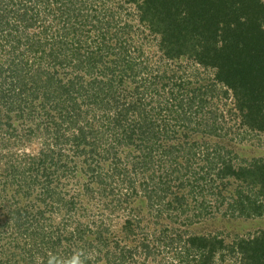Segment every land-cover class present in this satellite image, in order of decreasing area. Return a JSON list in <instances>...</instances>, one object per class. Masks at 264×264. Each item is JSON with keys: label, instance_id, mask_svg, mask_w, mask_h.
Segmentation results:
<instances>
[{"label": "trees", "instance_id": "1", "mask_svg": "<svg viewBox=\"0 0 264 264\" xmlns=\"http://www.w3.org/2000/svg\"><path fill=\"white\" fill-rule=\"evenodd\" d=\"M110 1L0 0V127L3 130L10 134L21 133L23 123L16 122L25 119L28 130L23 136L27 139L32 138L36 131L39 137H49L55 135L54 132L61 137L62 128L55 131L54 126H64L68 122L78 128L82 119L89 116L85 107L102 108L108 123L115 124V132L118 133L120 128L125 132L122 139L141 142L132 143L146 154L140 160L144 165L140 168L152 163L158 166L163 162L152 155L157 150L171 157L169 162L177 160L178 155L188 157L192 148L189 138L194 137L192 134L195 131H203L201 126L206 104H211L213 99L227 98L231 92L235 99L233 113L241 118L242 125H249L259 133L264 132V0H120L134 8L128 11V17H138L139 26L132 22L126 24L125 19L121 26L125 30L124 35L128 32L132 35L117 39L116 46L109 42L107 31L112 27L115 15L109 6ZM104 28L106 31L101 30ZM97 29L101 31L95 32ZM146 30L148 34L150 31L160 36V50L170 61L185 58L193 64L192 69L191 66L186 69L188 73H178L177 69L172 76L165 75L169 82L163 89L159 88V79L149 81L150 78L146 79L140 70H135L134 62L137 61L131 49L135 53L137 48H144L143 43L138 46H133V43L135 38L146 42ZM202 69L216 70L215 80L209 77L212 78L211 83H204ZM186 76L195 79L194 87ZM129 83L136 84V88L129 90ZM168 86L172 90L166 89ZM160 93L164 95L162 101ZM209 109L211 112L212 107ZM52 110L67 112L59 115L60 122H57L58 118L54 117ZM38 111L42 115L32 127V114H38ZM172 114L176 122L171 128ZM217 114L214 115L218 118ZM130 118L133 122L128 124ZM36 119L35 116L34 123ZM88 119L80 129L75 128L76 131L66 140L70 143H93L95 131L92 126L98 123L97 116ZM178 131L182 132L179 138ZM45 143H50V139H46ZM195 146L200 150L193 148L196 149L194 154L201 153L194 157L202 165L199 170L191 169L190 173L202 176L199 177L203 182L201 190L188 189V193L183 192L182 195L162 188L145 195L148 206L152 207V202H157L156 206L165 204L159 208L161 211L156 213L157 217L166 215L171 220V224L162 227L158 232L160 235H157L160 243L170 238L171 244L167 242L168 248L164 250L169 249L171 253L163 249L158 252L166 253L165 258L167 254H174L172 261L177 264H230L228 258L233 259L232 264H264V230L254 238L237 239L220 233L194 232L192 221L207 219L215 214L207 199L198 202L197 212L188 211L190 203L187 204L189 199H186L187 196L198 200L197 193L208 188L210 196L217 198L216 203L220 207L223 204L220 200L222 189L226 181L234 177L241 180L236 185V193L241 199L236 203L243 207V212L249 210L247 214L250 217L264 215V158L255 159L249 166L236 168L231 160L223 156L220 158V154L218 157L219 152L209 143L195 142ZM110 149L99 153V157L107 155L106 159L112 158L114 155ZM148 154L152 155L149 162L145 159ZM216 158L219 160L216 161ZM10 175H14L13 178L17 176L15 172ZM51 181L44 183L48 197L41 198L45 207L38 209L39 213L34 218L31 209L20 213L17 219L14 216L10 218L20 232L15 236L20 239L18 259L28 255L32 258L30 264H48L50 255L67 260L72 256L68 253L71 245L83 243L82 248L86 250V255H81L83 264H95L96 261L87 255L89 250L86 247L91 229L64 224H58L53 229L52 221L46 217L48 201L52 197L49 195L51 188L56 191L50 193L60 201L64 200L62 193L51 187ZM8 182L15 184L13 180L5 181L6 184ZM127 184L130 189L134 186L133 180L127 181ZM181 185L186 184L180 182L179 187ZM248 186H252V191L245 195L243 191ZM22 187L15 188V195L22 194ZM189 187L195 188L191 182ZM35 202L30 204L34 206ZM28 215L32 218H25ZM182 217L184 220H181ZM137 226L139 223L128 218L122 232L129 236ZM6 233H0V236L7 237ZM25 233L32 240L22 237ZM95 240L98 241V249L109 253L108 264H126L134 254L117 247L116 251L112 250L108 239L100 231L98 235L95 232ZM94 245V242L91 243L90 248ZM116 246L119 247L118 244ZM141 250L148 257L154 249L145 244ZM13 259H8L7 264L18 262L17 259L12 263Z\"/></svg>", "mask_w": 264, "mask_h": 264}, {"label": "rangeland", "instance_id": "2", "mask_svg": "<svg viewBox=\"0 0 264 264\" xmlns=\"http://www.w3.org/2000/svg\"><path fill=\"white\" fill-rule=\"evenodd\" d=\"M123 5L127 6L124 7ZM128 5L129 3H126V1L120 2V0H111L109 3V6L115 11L113 13L115 15L113 17L114 22L111 24L112 27L107 30L109 31V42L113 46L117 45V39H120V37L132 35L129 32V35H124L125 30L121 26H123L125 19L127 21L126 24L132 22L138 25L139 23L138 17V19L134 16L128 17V11L131 8L134 9ZM101 30H105V28ZM101 30L97 29L95 32H100ZM146 38V42L137 38L134 40L133 46L144 44V48H137L135 53L133 48L131 49L134 54V60L137 61L134 62L136 63L135 70H140L146 79L150 78L149 81H153L154 78L159 79V88L163 89V86L169 82L165 75L172 76L177 73L174 72L177 69L178 73H188L186 69L189 66L192 69L193 64L188 59L181 58L177 61H170V58L163 55L160 50V36L153 35L150 31L148 34L146 30ZM214 71L216 72V70L204 71L202 69V72H204L202 76L205 79L204 83H211L210 79L214 78ZM187 77L189 81H192V87H194L196 85L195 79L189 76L185 78ZM129 85V90L136 88V84L129 83ZM166 89L172 90L170 86ZM160 94L161 97L159 98L162 101L164 95L163 93ZM229 94L231 95L227 98L213 99L211 104L209 102L210 105L206 104L203 112L204 123L201 126L203 131L199 129L192 134L194 137L189 138L188 141L192 143V148H190L191 153H189L188 157L178 155L177 160L169 162L171 157H167L161 150H157L152 155L163 163H159L158 166L154 163L148 164L145 168H140L144 166L141 165L140 160H143L146 154H144V151L142 153L135 144H132L141 142L139 140L126 142L122 139L125 132H122V128H116L118 133L115 132V124L108 123V120L103 116L105 110L102 108L85 107L89 111L87 114L89 115L88 118L97 116L98 123L95 122L92 126L95 131L93 143H70L69 140H66L77 128L68 122L64 126H54L55 131H57L56 128H62L61 137L56 136L55 132V135H50L49 137H39L37 136L38 131H36L32 134V138L27 139L23 136L28 130V121L25 119H18L16 122L24 125H22L21 133L10 134L7 130H3L0 127V233L7 232V237L0 236V264H7L8 259H13L16 256L12 260V263H14L18 259L17 256L21 253V249L18 246L20 239L15 238L20 232H17L18 229L15 226V222L13 219L10 220V218L14 216V219H17L20 217V213H25V211L27 212L30 209L33 211L32 216L34 218L39 213L38 209L45 207L41 198L48 197L46 194L47 190L44 188V183L48 180H52L51 187H56L58 192L62 193L61 196H63L64 200L60 201L53 193H50L56 191L55 188H51L49 195H52V197L50 202L48 201L50 204L48 205V210H46V217L50 219V222L52 221L53 229H56L59 226L58 224L91 229V232L88 233L91 238L86 247L89 250L87 255L94 262L96 261L95 264H108L109 254L97 248L96 231L97 235L100 231L102 236L108 239L112 250L117 247L134 252L126 264H177L178 262L175 260V263L172 261L174 254H167L168 256L166 255L167 257L165 258L166 253L161 254L158 252V250L162 252L165 247L168 248L167 242L171 244L170 238H166L163 243L157 240V235H160L158 233L160 229L162 227L166 228L167 225L171 224L170 217H166V215L157 217L156 215V213L158 214L161 211L159 208H163L165 204L160 203L156 206L157 202H152V207L151 205L148 206L149 203H147L145 198L146 193L165 188L169 190L168 192L176 191L183 195V192L188 193V189H193V191L197 192L203 188V182L199 180V177L202 176L199 174L191 175L190 173L191 169L199 170L202 165V162L197 161L196 157H194L197 153H201L199 151L194 154L196 149L193 150V148L197 147L200 150L198 146L193 147L195 142L209 143L211 147L219 152L218 157L220 154V158L223 156L231 160V163L236 168L249 166L255 159L264 158V132L259 133L256 130H252L249 125H242L241 118H238L237 114L233 113L235 104L233 93L230 92ZM121 99L123 100L124 97ZM147 101H150L149 97H147ZM211 107L212 113L209 109ZM172 108L176 111L175 106H172ZM147 109H150V106H147ZM47 110H50V107H47ZM44 112L45 110H43ZM66 112L64 110L58 113L52 110L54 117L58 118L57 122H60L59 115ZM41 113L38 111V114H32V127L36 126L42 115ZM216 113H218V118L214 115ZM109 115H114V113H109ZM173 115H171L172 119H170L171 128L174 127L176 122V118L173 119L175 117ZM35 116L37 119L34 123ZM88 118L82 119L77 129H80L84 121L89 120ZM131 122H133L132 118H130L128 124ZM108 124L109 130L107 129ZM180 131L182 130L180 129ZM176 134L179 138L182 132L178 131ZM57 138L60 141H56L58 140ZM46 139H50V143H45ZM89 141L91 142V140ZM94 143L96 144L93 145ZM107 148H111L110 150L114 156L110 159H106L107 155H105V158L99 157V153H102ZM147 152L150 151L147 150ZM152 155L148 154L145 159L149 162ZM190 157L192 158L190 159ZM218 160L219 158H216V161ZM213 169L216 170L215 167ZM14 172L17 176L13 178L14 175L10 174H14ZM196 177H198L197 180ZM7 179L9 181L13 180L15 184L11 182L6 184L5 181ZM130 180L134 182L132 189L127 184V181ZM180 182L187 186L181 185L179 187ZM190 182L195 188L189 187ZM240 183L241 180L234 177L226 181L220 198L223 204L220 207L217 206V198L213 195L210 196L208 188L202 190V193H197L198 200L186 196V199H189L187 204L190 203L187 207L188 211L197 212L198 202L202 199H207L212 204H210L211 209L215 214L207 219L202 220L201 218L192 221V230L194 232L220 233L227 238L237 239L240 237L254 238L264 230V215L250 217L247 214L250 211L244 210L243 212V207L236 203L237 200L241 199L240 194L236 193V185ZM22 185V194L15 195V188ZM185 187L188 188L184 189ZM248 187L243 191V194L248 195L249 191H252V186ZM212 199L215 200L211 201ZM246 199L247 197L245 196V202H247ZM34 200L36 202L33 206L30 202ZM220 203L221 201H219ZM148 209H152V211L149 210L148 212ZM28 217L30 216H25V218ZM128 218L135 223H139V226L132 233H129V236L126 232H122L125 220ZM45 219H42V221ZM181 220H184V217ZM25 236L27 237L25 238L26 240H32L29 234L25 233L22 237ZM93 242L95 245L90 248V244ZM145 244H149L154 249L153 253L148 257L141 250ZM82 245L84 244H72L68 253L72 255L76 252L85 254L86 250L82 248ZM164 251L171 253L169 249ZM66 255L68 254L66 253ZM31 259L27 255V258L18 259L16 264H30ZM184 259L187 258L185 257ZM227 262L232 264L233 259L231 261V258H228ZM181 264L191 263L182 262Z\"/></svg>", "mask_w": 264, "mask_h": 264}, {"label": "clouds", "instance_id": "3", "mask_svg": "<svg viewBox=\"0 0 264 264\" xmlns=\"http://www.w3.org/2000/svg\"><path fill=\"white\" fill-rule=\"evenodd\" d=\"M81 255L80 252H76L67 260H59L57 257L50 255L48 264H83Z\"/></svg>", "mask_w": 264, "mask_h": 264}]
</instances>
